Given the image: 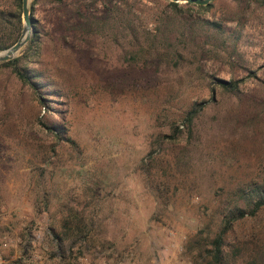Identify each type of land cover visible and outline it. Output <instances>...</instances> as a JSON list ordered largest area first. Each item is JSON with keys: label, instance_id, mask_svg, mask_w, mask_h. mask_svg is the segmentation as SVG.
Wrapping results in <instances>:
<instances>
[{"label": "rangeland", "instance_id": "1", "mask_svg": "<svg viewBox=\"0 0 264 264\" xmlns=\"http://www.w3.org/2000/svg\"><path fill=\"white\" fill-rule=\"evenodd\" d=\"M32 1L41 35L29 66L48 99L0 67V264H196L188 240L214 236L240 191L264 186V1L182 7L200 47L215 31L197 17L239 37L223 59L191 52L160 76L110 37L73 29L76 8L98 14L100 0ZM116 1L151 30L170 0ZM215 78L242 79L238 95ZM196 101V137L174 133ZM226 251L228 264H264V208L234 223Z\"/></svg>", "mask_w": 264, "mask_h": 264}, {"label": "trees", "instance_id": "2", "mask_svg": "<svg viewBox=\"0 0 264 264\" xmlns=\"http://www.w3.org/2000/svg\"><path fill=\"white\" fill-rule=\"evenodd\" d=\"M37 1L33 0L32 5L36 4ZM52 1L63 3L65 0ZM100 1L102 6L98 14L88 12L81 7L76 8L75 17L78 20L72 21L75 24L73 29L110 37L114 42L120 44L125 52V57L135 62L134 66L143 71L152 70V73L154 71L156 76H160L168 69L179 65L180 61H186V56L191 52L194 55L199 53L202 58L203 55L207 54L223 59L221 51L228 49V43H231V47L235 49L236 40L239 37V33H236L237 30L228 31L220 22L204 21L197 17L195 19L197 26L202 27L206 24L215 31L211 42L207 43L205 48H202V45L200 47L201 36H190L186 22L178 18V13L182 11V7L189 6V3L179 4L178 2L169 1L168 11H163L158 15L156 25L150 30L135 24L138 17L133 14L131 7L125 6L124 8L115 0ZM211 5L212 2L206 5L196 4L198 8L205 9ZM21 14V0H0V50L12 45L19 37L22 30ZM34 27L31 37L21 54L11 60L1 62L0 67L10 68L15 77L21 83L31 87L37 93L39 101L44 103L48 98L38 93L41 74L29 66V62L38 55L40 49V30L36 26ZM197 44L199 47H197ZM241 82L242 79L215 78L216 85L233 96L238 95ZM214 90L215 86H212L209 100L213 103L216 102ZM205 103V101H196L184 110L182 128L176 125L174 133H182L187 130L188 136L194 139L198 131L196 119L204 111ZM38 121L42 127L56 138H64L61 134L60 125L48 124L42 119ZM238 197L244 205L241 206L237 201L224 212L221 226L214 236L209 237L206 231L201 228L193 238L188 240L186 247L189 249V253L193 255L192 258L196 264H228L226 235L231 231L236 221L247 216L254 217L264 208V186L252 185L241 190ZM83 231V228L76 227L74 234L84 237L85 233L82 234Z\"/></svg>", "mask_w": 264, "mask_h": 264}, {"label": "water", "instance_id": "3", "mask_svg": "<svg viewBox=\"0 0 264 264\" xmlns=\"http://www.w3.org/2000/svg\"><path fill=\"white\" fill-rule=\"evenodd\" d=\"M172 2L193 3L206 5L213 0H170ZM22 3V30L17 40L9 47L0 50V63L11 60L26 45L32 34V22L30 17L31 0H21Z\"/></svg>", "mask_w": 264, "mask_h": 264}]
</instances>
